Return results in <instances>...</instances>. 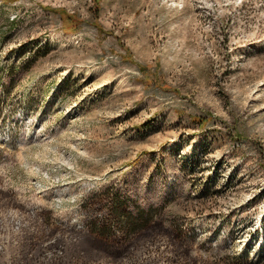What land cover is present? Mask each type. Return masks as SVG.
<instances>
[{"label": "rangeland", "instance_id": "obj_1", "mask_svg": "<svg viewBox=\"0 0 264 264\" xmlns=\"http://www.w3.org/2000/svg\"><path fill=\"white\" fill-rule=\"evenodd\" d=\"M262 223L264 0H0V264H253Z\"/></svg>", "mask_w": 264, "mask_h": 264}, {"label": "bare ground", "instance_id": "obj_2", "mask_svg": "<svg viewBox=\"0 0 264 264\" xmlns=\"http://www.w3.org/2000/svg\"><path fill=\"white\" fill-rule=\"evenodd\" d=\"M260 235L254 237L252 244L249 246V256L248 259L252 261L253 264H264V223H262L261 228L258 230ZM251 238L249 241H252ZM256 242V244H255ZM244 255L242 252L241 255Z\"/></svg>", "mask_w": 264, "mask_h": 264}, {"label": "trees", "instance_id": "obj_3", "mask_svg": "<svg viewBox=\"0 0 264 264\" xmlns=\"http://www.w3.org/2000/svg\"><path fill=\"white\" fill-rule=\"evenodd\" d=\"M115 202H116V205H120V204H119V203H120V200H119V199H116V201H115ZM132 220H133V221H137V219H136V218H133Z\"/></svg>", "mask_w": 264, "mask_h": 264}]
</instances>
